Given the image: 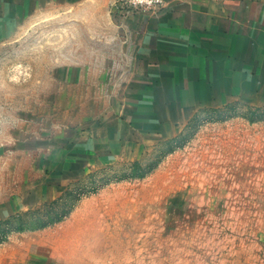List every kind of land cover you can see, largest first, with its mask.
<instances>
[{
	"label": "rangeland",
	"instance_id": "374dc122",
	"mask_svg": "<svg viewBox=\"0 0 264 264\" xmlns=\"http://www.w3.org/2000/svg\"><path fill=\"white\" fill-rule=\"evenodd\" d=\"M169 1L145 36L0 17V264H264V0H218L248 50L218 67Z\"/></svg>",
	"mask_w": 264,
	"mask_h": 264
},
{
	"label": "crops",
	"instance_id": "0c3cea01",
	"mask_svg": "<svg viewBox=\"0 0 264 264\" xmlns=\"http://www.w3.org/2000/svg\"><path fill=\"white\" fill-rule=\"evenodd\" d=\"M112 1L114 0H0V17L1 19L14 21L20 19L19 14L35 13V16L38 20L44 17V12H66L69 15L72 14L73 18L79 21L81 20L93 22L97 20H106L109 23V21L114 17L122 20L121 18L123 17H112L113 15H111L109 11V6ZM178 1L181 4H185L186 7L176 9L174 8L175 4H173L172 2L170 3L169 1V3L167 4L166 14L173 15L174 13L179 12L178 15L180 17L186 16V24L181 25V29L185 28L186 33L183 34L177 31L170 36H176L175 34H177L179 36H187L188 38H191L195 35L193 30H195V27H198L200 36L201 38H203L202 43L204 44V46L200 48L198 47L197 49L194 48L193 50V42L189 41V45L188 47H186L188 48L187 52H190V59L194 57L192 59L194 63L196 62L197 64H209V66L211 67H214L217 64L218 67L219 64H223L225 62L233 64L238 59L240 61L242 60L244 64H246L245 56L248 50L245 48L246 46H244V43H240L241 47L235 46V48L234 44L231 45L233 49L229 47L230 44L237 41L236 38H246V33L243 32V34H241L235 30L237 29L235 28L236 24L240 23V21L239 19L237 20L235 16H233V14H230V11L225 7L224 2L220 3V1L218 0H209L208 6H211V8H209L203 6L196 7L198 2L195 0ZM248 1L249 0H243L245 5H247L246 2ZM227 3L229 4V2ZM28 5H31L30 11L24 13L25 6ZM19 6L21 7V9L18 8ZM226 9L227 11H225ZM155 16L156 15L151 12L149 14H146L142 11H139L134 13L133 15H130L127 20L129 24H132L133 26L134 23L136 27H138V25L141 23V25H139V29L135 30V32L140 36H145L150 35L151 29L149 27V22L150 20L155 21ZM143 17L149 23L148 27L139 20ZM157 19L160 20V16ZM135 20L138 23L137 25L135 24ZM169 25H173V29L179 27L178 23H170ZM128 28L130 29L131 27L127 23V25H125L121 31H123V33L125 34V29ZM169 30L172 31V29ZM216 36H219L220 39L221 37L223 39L227 38L226 41L228 43V48L226 51L224 50L219 52L216 49L219 48L216 46H218L217 44L220 43V41H215ZM120 37L122 38L124 36L122 35ZM224 44H226V42H224ZM261 62L262 60L259 61V64H262Z\"/></svg>",
	"mask_w": 264,
	"mask_h": 264
},
{
	"label": "built area",
	"instance_id": "2783aa9c",
	"mask_svg": "<svg viewBox=\"0 0 264 264\" xmlns=\"http://www.w3.org/2000/svg\"><path fill=\"white\" fill-rule=\"evenodd\" d=\"M164 0H115L110 3L109 11L118 12L119 15L131 11L150 10L161 5Z\"/></svg>",
	"mask_w": 264,
	"mask_h": 264
},
{
	"label": "trees",
	"instance_id": "16d2710c",
	"mask_svg": "<svg viewBox=\"0 0 264 264\" xmlns=\"http://www.w3.org/2000/svg\"><path fill=\"white\" fill-rule=\"evenodd\" d=\"M140 175H141V174H140ZM60 219H62V216H61V215H60V216H57V217H55V218H52L51 220H49L48 224H49V223L56 222V221H59ZM40 226H45V223L42 224V225H40ZM17 228H18V229H24V228H25V225H20V226H18Z\"/></svg>",
	"mask_w": 264,
	"mask_h": 264
}]
</instances>
